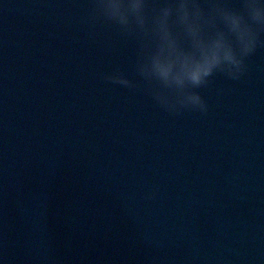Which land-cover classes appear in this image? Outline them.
Instances as JSON below:
<instances>
[{
    "label": "water",
    "instance_id": "95a60500",
    "mask_svg": "<svg viewBox=\"0 0 264 264\" xmlns=\"http://www.w3.org/2000/svg\"><path fill=\"white\" fill-rule=\"evenodd\" d=\"M93 3L0 0V260L264 264V43L172 114Z\"/></svg>",
    "mask_w": 264,
    "mask_h": 264
},
{
    "label": "clouds",
    "instance_id": "9594fccd",
    "mask_svg": "<svg viewBox=\"0 0 264 264\" xmlns=\"http://www.w3.org/2000/svg\"><path fill=\"white\" fill-rule=\"evenodd\" d=\"M93 19L119 27L139 44L136 70L166 111L206 114L201 95L216 76L239 80L264 43V0H94ZM134 87L123 74L106 77ZM3 264V260H0Z\"/></svg>",
    "mask_w": 264,
    "mask_h": 264
}]
</instances>
